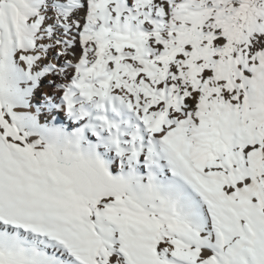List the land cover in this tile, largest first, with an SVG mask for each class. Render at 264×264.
<instances>
[{"label":"snow or ice","instance_id":"snow-or-ice-1","mask_svg":"<svg viewBox=\"0 0 264 264\" xmlns=\"http://www.w3.org/2000/svg\"><path fill=\"white\" fill-rule=\"evenodd\" d=\"M0 264H264V0H0Z\"/></svg>","mask_w":264,"mask_h":264}]
</instances>
